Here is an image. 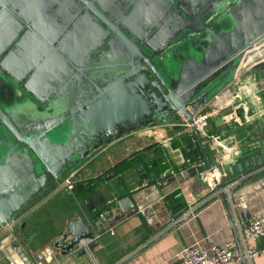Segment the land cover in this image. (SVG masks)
I'll return each instance as SVG.
<instances>
[{"label":"water","instance_id":"obj_1","mask_svg":"<svg viewBox=\"0 0 264 264\" xmlns=\"http://www.w3.org/2000/svg\"><path fill=\"white\" fill-rule=\"evenodd\" d=\"M62 2L64 20L45 23L41 13L57 0H0V128L7 134H0V230L34 198L62 189V176L88 154L152 123L191 124L212 100L222 108L237 73L264 50V0ZM221 188L215 184L246 264ZM99 210L76 216L52 247L83 256L74 248L88 239L92 250L91 224L109 208Z\"/></svg>","mask_w":264,"mask_h":264},{"label":"crops","instance_id":"obj_2","mask_svg":"<svg viewBox=\"0 0 264 264\" xmlns=\"http://www.w3.org/2000/svg\"><path fill=\"white\" fill-rule=\"evenodd\" d=\"M263 58H255L230 85L235 98H225L224 107L215 100L203 107V112L213 115L204 134L199 135L212 166L221 163L224 169L225 176L219 183L222 188L229 186L224 194L244 256L246 249L264 245V237L244 238L249 220L256 218L264 227V68L256 66ZM188 132L177 119L164 126L150 124L88 154L72 170L73 181L80 185L99 180L98 188L87 197L64 188L47 191L30 203L12 224L14 232L8 227L0 230V264H180L179 253L185 246L208 250L210 245L221 247L234 240L219 196L202 206L196 218L176 223L191 204L211 194L205 186L206 168L200 164L203 157L187 163V154H202L195 136L191 146L193 142L182 137ZM217 136L229 148L221 161L216 158L221 147L210 142ZM153 150L162 154L157 169L163 171L159 175L148 173L149 168L156 169L151 167ZM142 151L146 154L137 162L141 167L122 174L114 172L117 163ZM110 172L115 176L107 177ZM142 174L147 179L141 178ZM174 192L186 205L179 216L170 214L166 203V197ZM103 205L109 211H102L91 224L98 241L92 250L73 256L60 255L52 247L76 216L92 218ZM245 259L246 264H264V255Z\"/></svg>","mask_w":264,"mask_h":264},{"label":"built area","instance_id":"obj_3","mask_svg":"<svg viewBox=\"0 0 264 264\" xmlns=\"http://www.w3.org/2000/svg\"><path fill=\"white\" fill-rule=\"evenodd\" d=\"M259 62H264V58ZM258 62H256L257 64ZM242 72L237 73V76L235 78V83L237 79L242 75ZM237 97V95H236ZM235 98V95H234ZM224 107V106H223ZM213 115V112H198L192 117V123L187 124L185 122H182L183 125L186 127V129L190 130L193 134H204V131L207 127V120L208 118ZM210 142L212 144H216L221 147L222 152H227L228 147L220 141V137H212L210 138ZM187 163H190L189 160H187ZM191 164V163H190ZM198 163H192L193 166H196ZM201 165H204V162H200ZM225 176L224 169L220 164L213 166V170L211 172L205 171V186L206 189L211 193L208 198L203 199L202 201L198 203L191 204L185 213L179 218L176 223L179 221L188 222L191 219L196 218L198 211L202 206H204L207 202H209L213 198L218 197V191L215 189V184L219 183V181ZM74 174L70 173L67 174L62 182H61V188H64L69 193L72 192L75 184L73 181ZM221 191L224 193L229 192V186H225L221 188ZM175 223V224H176ZM13 224V223H12ZM10 225L8 227L9 230H11L13 225ZM264 237V227L262 223L256 219L253 218L249 220V222L245 225L244 228V238L246 240H257L259 238ZM91 241L88 239L85 240H79L77 245L74 248V252H77L81 249H84L86 252L88 251V244ZM257 255H264V245L260 248H248L245 250V257L248 260H251ZM239 261L236 245L233 240H230L226 242L223 246L218 247L215 245H210L208 250H202L196 245L191 246H185L181 249L179 253V263L180 264H235ZM8 264H12L9 262Z\"/></svg>","mask_w":264,"mask_h":264},{"label":"trees","instance_id":"obj_4","mask_svg":"<svg viewBox=\"0 0 264 264\" xmlns=\"http://www.w3.org/2000/svg\"><path fill=\"white\" fill-rule=\"evenodd\" d=\"M182 137L187 139V142H193L194 140V134L192 132H188L187 134H182ZM195 143L193 142V144H189V146L194 145ZM188 146V147H189ZM152 152V158H153V166L151 167H155L156 169H152L149 168V172L151 174H158L161 173L163 170L157 169V167L160 166V163L162 161V154L161 152L158 150V153H155L156 150L151 151ZM145 155L146 152H141V153H137L135 154V156H131L129 158H126L122 161H120L119 163L116 164V166L114 167V172L116 174H122L125 171H128L130 169H135L137 167H141V165L138 166L137 162L138 160L140 161L142 159L141 155ZM193 155H186V158L191 161H197L199 159H202V154L200 155L199 153V157H198V153L195 151V153L192 151ZM197 154V155H196ZM143 161V160H142ZM99 180H90L88 182H84L81 183L80 186L81 188L78 189L77 188V184H75L72 193H75L76 195H82L84 197H87L91 194H93V192L98 188L99 185ZM166 203H167V207L168 210L170 211V214L175 215V216H179L181 213H183L186 210V205L184 204V202L182 201L180 195L178 192H174L170 195H168L166 197Z\"/></svg>","mask_w":264,"mask_h":264},{"label":"flooded vegetation","instance_id":"obj_5","mask_svg":"<svg viewBox=\"0 0 264 264\" xmlns=\"http://www.w3.org/2000/svg\"><path fill=\"white\" fill-rule=\"evenodd\" d=\"M46 3H50L54 0H44ZM62 0H57V3L55 5H53V3L51 5H49L48 7H46L44 9V11L41 13L42 18L44 19L45 23H47L48 20L53 21L52 18L55 19L56 21H60V20H64V17L62 15ZM65 14V13H64ZM40 19V18H39ZM153 124V123H152Z\"/></svg>","mask_w":264,"mask_h":264},{"label":"rangeland","instance_id":"obj_6","mask_svg":"<svg viewBox=\"0 0 264 264\" xmlns=\"http://www.w3.org/2000/svg\"><path fill=\"white\" fill-rule=\"evenodd\" d=\"M186 49H184V51H185ZM264 51V50H263ZM174 53L177 55V52H175L174 51ZM167 54H168V52H167ZM257 54V53H256ZM260 55H262V58L264 57L263 55H264V52L263 53H261ZM161 72H162V70H160ZM0 100H1V95H0ZM0 134L2 135V136H4V137H7V134H6V132L3 130V129H1L0 128ZM61 180H63V176H62V178H61ZM49 192V191H48ZM38 198H40V197H37V198H34L30 203L32 204V203H34ZM12 230H14L13 228H11Z\"/></svg>","mask_w":264,"mask_h":264},{"label":"bare ground","instance_id":"obj_7","mask_svg":"<svg viewBox=\"0 0 264 264\" xmlns=\"http://www.w3.org/2000/svg\"><path fill=\"white\" fill-rule=\"evenodd\" d=\"M263 52H264L263 50L256 52L257 54L255 53V55L252 58H250V60L248 61V64H247L246 67H249V65L252 64V62L254 61L255 58L262 56L260 54L263 53ZM246 69H248V68H246Z\"/></svg>","mask_w":264,"mask_h":264}]
</instances>
